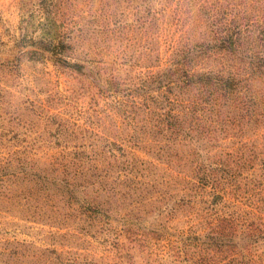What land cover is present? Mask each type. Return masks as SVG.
<instances>
[{
    "label": "rangeland",
    "instance_id": "rangeland-1",
    "mask_svg": "<svg viewBox=\"0 0 264 264\" xmlns=\"http://www.w3.org/2000/svg\"><path fill=\"white\" fill-rule=\"evenodd\" d=\"M0 264H264V0H0Z\"/></svg>",
    "mask_w": 264,
    "mask_h": 264
}]
</instances>
